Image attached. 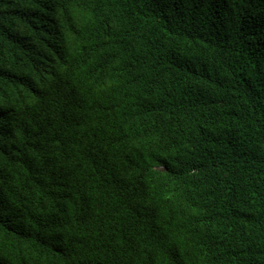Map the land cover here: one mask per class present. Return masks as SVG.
Wrapping results in <instances>:
<instances>
[{
    "label": "trees",
    "instance_id": "obj_1",
    "mask_svg": "<svg viewBox=\"0 0 264 264\" xmlns=\"http://www.w3.org/2000/svg\"><path fill=\"white\" fill-rule=\"evenodd\" d=\"M0 264H264V0H0Z\"/></svg>",
    "mask_w": 264,
    "mask_h": 264
}]
</instances>
